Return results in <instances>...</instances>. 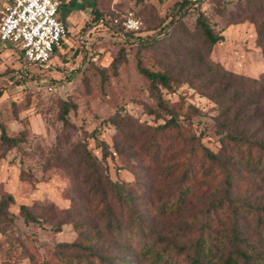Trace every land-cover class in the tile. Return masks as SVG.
Here are the masks:
<instances>
[{"label":"rangeland","instance_id":"obj_1","mask_svg":"<svg viewBox=\"0 0 264 264\" xmlns=\"http://www.w3.org/2000/svg\"><path fill=\"white\" fill-rule=\"evenodd\" d=\"M181 1L100 0L96 9L118 16V23L133 12L142 21L136 30L139 37L123 41L126 36L114 30L115 21L109 28L95 21L90 11L86 21H66L67 42L54 53L51 69L27 65L18 47L0 43V124L17 139L15 144L5 142L0 129V201L13 197L0 214V264H45L47 260L60 264L59 245L78 239L75 224L87 217L92 196L81 183L83 171L76 177L80 182L73 176L82 147L101 161L112 181L137 190L143 184L138 201L147 214L153 210L148 205L155 207L161 192L175 186L173 180L163 179V170L172 164L184 169L182 163L192 161L197 171L198 190L190 198L193 211L204 210L219 195L214 186L221 176L204 177L210 163L203 164L202 157L189 153L173 158L182 151L178 146L171 150L176 131L158 130L160 160L154 159L148 142L155 128L176 113L184 127L201 135L212 151H219L221 109L212 96L228 80L208 72L204 64L216 66L221 73L260 77L264 47L258 27L264 12L255 10L251 0H191L180 10ZM201 12L211 28L223 35L221 41L205 42L197 23ZM59 13L66 18L68 9ZM139 57L148 69L173 76L170 87L159 84L166 109L158 105L149 79L138 71ZM191 105L198 111H192ZM66 106L69 110L63 118ZM104 146L109 152L106 159ZM22 205L40 221L27 222ZM73 207L78 210L55 231L54 223L60 218L49 216ZM163 223L155 217L151 225L159 229Z\"/></svg>","mask_w":264,"mask_h":264},{"label":"trees","instance_id":"obj_2","mask_svg":"<svg viewBox=\"0 0 264 264\" xmlns=\"http://www.w3.org/2000/svg\"><path fill=\"white\" fill-rule=\"evenodd\" d=\"M190 1H181L180 10L185 9ZM251 1L255 10L264 12V3ZM62 8L61 3L60 10ZM92 13L95 21L104 18L102 25L109 28L114 27L113 21L118 19V16L107 15L97 9ZM197 23L206 43L215 44L223 39V35L211 28L202 12ZM114 25L120 29L114 27L118 35L122 32L126 36L125 42L139 37L136 30H126L122 23ZM68 34L69 28L66 38ZM258 36L264 47V17L259 23ZM66 38L61 47L65 46ZM204 65L208 72L215 76L223 75L228 80L212 96L221 109L219 151H212L202 142L201 135L184 127L176 113L159 129L155 128L148 147L154 150V159L160 160L163 149L158 130L176 131L171 150L178 146L182 151L173 158L189 153L202 157L203 164L210 163L204 177L212 174L221 176L222 181L214 186L215 193L219 195L208 201L204 210L193 211L190 198L198 190L194 186L197 171L192 161L188 165L182 163L184 169L172 164L163 170V179L173 180L175 186L171 190H163L159 203L155 207L151 203L148 205L153 210L147 214L138 201V192L143 189V184L138 186V191L130 184L112 181L101 161L82 147L75 172H72L76 178L83 171L81 183L92 196L87 202V217L75 224L80 230L78 239L59 245L60 251L56 254L60 264H264V73L258 78H246L228 71L221 73L208 63ZM136 66L149 79L158 105L166 109L159 84L170 87L173 76L168 71L148 69L140 57ZM2 94L0 89V97ZM191 108L198 111L192 105ZM68 110L66 106L63 118ZM0 129L5 142H17L16 138L7 135L3 124H0ZM108 153L107 147H102L104 159ZM212 186L210 182L209 188ZM10 200L13 197L8 195L0 201V214L5 212ZM57 210L56 214L49 216L50 219L60 218L54 221L55 231L61 230V224L78 209ZM21 211L27 222L40 221L26 205L21 206ZM155 217L165 222L159 229L151 225ZM44 262L54 264L50 260Z\"/></svg>","mask_w":264,"mask_h":264},{"label":"built area","instance_id":"obj_3","mask_svg":"<svg viewBox=\"0 0 264 264\" xmlns=\"http://www.w3.org/2000/svg\"><path fill=\"white\" fill-rule=\"evenodd\" d=\"M60 6L61 0H0V43L18 47L27 65L51 69L55 49L61 47L68 31ZM122 25L134 31L142 21L130 12Z\"/></svg>","mask_w":264,"mask_h":264},{"label":"crops","instance_id":"obj_4","mask_svg":"<svg viewBox=\"0 0 264 264\" xmlns=\"http://www.w3.org/2000/svg\"><path fill=\"white\" fill-rule=\"evenodd\" d=\"M100 0H61L62 7L68 9V15L66 18H62L63 21H86L89 17V12L97 8V4ZM93 3V4H92ZM4 45V44H2ZM14 47L11 45H7Z\"/></svg>","mask_w":264,"mask_h":264}]
</instances>
